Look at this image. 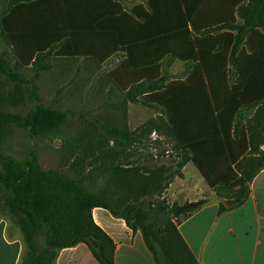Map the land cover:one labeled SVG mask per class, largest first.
<instances>
[{
  "label": "trees",
  "instance_id": "16d2710c",
  "mask_svg": "<svg viewBox=\"0 0 264 264\" xmlns=\"http://www.w3.org/2000/svg\"><path fill=\"white\" fill-rule=\"evenodd\" d=\"M12 1L2 27L20 67L38 69L49 53L100 64L124 55L111 78L126 94L148 84L142 95L165 109L171 134L188 156L182 168L192 162L209 187L226 197L219 215L246 203L254 178L264 170V0H142L132 11L117 0ZM146 1L150 13L143 15ZM170 58L192 71L186 79L164 84L162 67ZM16 72L0 58L1 76L25 83ZM33 86V96L41 101ZM244 114L249 118L242 123ZM66 117L38 104L24 120L36 138L57 134ZM3 144L0 133V206L23 232V264H56L61 250L81 243L100 264H115L116 244L93 218L97 207L140 231L156 264H199L173 218H189L206 200L145 212L132 201L159 187L160 175L146 176L133 166L120 170L122 163L95 167L94 153L72 163L66 159L74 175L44 170L36 152L19 161L3 152ZM99 174L118 193L120 175L132 186L120 199L126 208L113 201L116 193L89 191Z\"/></svg>",
  "mask_w": 264,
  "mask_h": 264
},
{
  "label": "rangeland",
  "instance_id": "374dc122",
  "mask_svg": "<svg viewBox=\"0 0 264 264\" xmlns=\"http://www.w3.org/2000/svg\"><path fill=\"white\" fill-rule=\"evenodd\" d=\"M117 1L127 11L143 3L142 0ZM12 4V0H0V58L10 69L16 68L26 82L21 84L20 80H6L0 74V133L3 135L4 153L23 161L31 152H36L44 170H63L71 175L74 172L66 167L70 164L64 165L66 159L72 163L79 156L94 153L97 159L93 164L95 167H104L111 162L114 165L122 163L120 170L133 166L141 168V173L146 176L153 173L160 175L159 187L132 201L136 207L149 213L172 210L190 202L193 197H208L205 190L211 189L209 185L205 186L204 182L200 185L192 178L193 171L199 173L194 164L187 167L184 175L181 165L188 156L171 134L165 109L142 95L149 89L148 84L137 86L136 90L126 94L111 78V71L123 62L124 55L100 64L94 59H61L49 53L40 58L38 69L37 65L20 67L2 27V20ZM140 12L143 15L150 13L147 1ZM162 71L163 83L166 84L170 80L186 79L192 67L170 58L163 63ZM231 78L233 81L237 78L234 70L231 71ZM31 84L37 88L41 101L33 96ZM38 104L66 114V122L57 134L32 137L25 120ZM247 118L249 116L244 114L242 123ZM107 152L123 156L110 158L106 156ZM91 169L87 167L86 175ZM172 178L174 187L171 184L166 189ZM121 180L120 175L116 180L118 186L122 185L119 193L115 185L104 183L101 174L97 183L89 184L88 189L92 193L99 190L116 193L118 195L113 197V201L126 208L127 205L120 199L130 194L132 186ZM225 198L220 197V200ZM173 219L176 223L181 220ZM2 220L9 223L10 233L23 235L16 218L0 206Z\"/></svg>",
  "mask_w": 264,
  "mask_h": 264
},
{
  "label": "crops",
  "instance_id": "0c3cea01",
  "mask_svg": "<svg viewBox=\"0 0 264 264\" xmlns=\"http://www.w3.org/2000/svg\"><path fill=\"white\" fill-rule=\"evenodd\" d=\"M191 164L189 162L184 167V175ZM192 178L200 185L204 182L208 186L200 172L193 171ZM205 192L208 197H193L189 201L206 200V204L189 218L177 223L179 232L198 263L264 264V170L254 178L246 203L222 215H219L221 200L215 191L206 189ZM92 214L96 224L116 244L115 264H156L140 231L134 232L124 219L115 217L108 209L97 207ZM24 250L23 235L10 233L9 223L0 221V264H23ZM56 264L100 263L89 247L81 243L61 250Z\"/></svg>",
  "mask_w": 264,
  "mask_h": 264
}]
</instances>
